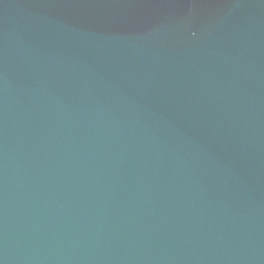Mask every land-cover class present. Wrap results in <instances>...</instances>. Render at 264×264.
Segmentation results:
<instances>
[{
	"label": "water",
	"instance_id": "obj_1",
	"mask_svg": "<svg viewBox=\"0 0 264 264\" xmlns=\"http://www.w3.org/2000/svg\"><path fill=\"white\" fill-rule=\"evenodd\" d=\"M0 264H264V0H0Z\"/></svg>",
	"mask_w": 264,
	"mask_h": 264
}]
</instances>
